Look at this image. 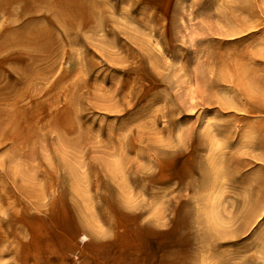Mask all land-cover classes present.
<instances>
[{"label": "rangeland", "instance_id": "1", "mask_svg": "<svg viewBox=\"0 0 264 264\" xmlns=\"http://www.w3.org/2000/svg\"><path fill=\"white\" fill-rule=\"evenodd\" d=\"M92 1L38 13L41 39L0 49V264L64 250L107 194L148 229L143 264H264L244 181L264 177V0ZM85 234L66 264L99 255Z\"/></svg>", "mask_w": 264, "mask_h": 264}, {"label": "bare ground", "instance_id": "2", "mask_svg": "<svg viewBox=\"0 0 264 264\" xmlns=\"http://www.w3.org/2000/svg\"><path fill=\"white\" fill-rule=\"evenodd\" d=\"M62 1L63 0H56V2H55V0H0V16H4V18L8 19L7 22L9 24V27H11V29L8 30V34H6L4 36L2 35L0 37V49H5L9 45L10 46L16 45V46H22V47L28 46V45H32L33 46L35 44L34 41H36L37 37L38 38L40 37L39 33L38 32L36 33V31L38 30V28H36L37 27L36 24H38L39 22H42V20L36 19L37 17L35 15H37L38 13H40V14L41 13H53V11H55V13H53L54 14L53 15L54 18H56L57 20L61 19L65 13H69L70 12V8L68 6H66V5H63L61 7L59 6V5L62 4ZM105 1L103 0V3ZM93 4H94L93 6L97 7L96 8L97 12H101V13L104 12V10H105L104 7L105 6L103 7L99 1H98V5H97V2L96 3L93 2ZM82 8H83L82 11H80L79 13H91V12H89L88 8L86 7L85 1H84V4H83ZM79 9H80V7H79ZM76 10L77 9H74V11H71V12H75ZM94 11H95V9H94ZM29 16H30V18L28 20H25ZM21 18H23L24 21H22L20 24L16 25L15 24L16 21L20 20ZM56 19H53V20H56ZM68 20L70 21V19H68ZM36 22H38V23H36ZM61 24L64 25V23H62V22H61ZM65 30H67V29H65ZM78 30H79V28H78ZM84 30L85 29H83V31ZM70 31H72V30H69V32ZM89 32H90V28H89ZM47 33H50V32H47ZM84 33H86V31ZM73 34H74V32H73ZM43 36H44V32H43ZM53 36H54V34L52 35V37ZM75 36H77V33L75 34ZM41 37H40V39H41ZM75 38H77V37H75ZM74 41H76V39ZM42 42L45 43V40H43ZM41 44H43V43H41ZM42 47H40V48H42ZM21 72H22V70H21ZM0 89L2 90V88H0ZM30 171H34V170L31 169ZM84 172H85V170H84ZM35 173H34V175L37 174V173L36 174ZM252 174H250V175H252ZM259 174H260V172H259ZM256 175H257V173L255 174V176ZM255 176L253 175V177L251 176L252 178H246V179H244V181H246L245 182L246 184H249L248 186L251 185L250 194H249L250 195V197H249L250 199L249 200L252 201V205H254L255 209H257V208H259V207L264 205V177L262 176L263 178H261V176L259 177V175H257L258 177H255ZM53 183L55 184V181ZM53 183L52 182L51 183L48 182L47 185H51ZM42 186H43V184H42ZM48 187L50 188V186H47V188ZM53 187H56V185L55 186L53 185L51 188H53ZM139 187H141V184H140ZM22 191H23V189H22ZM20 192H18V193H20ZM45 192L46 191H44V193ZM32 193L33 192H31L30 196L32 195ZM47 193H48V190H47ZM106 197L107 198H104V199H106L104 206H102V207L101 206L100 207H94L95 211H96L95 215L94 214H89L88 215L87 214L88 211L87 212L85 211L86 214L88 215V222H86L85 219L83 221H82V219L80 221L78 220L79 222H77V223L76 222H74V223L71 222L72 224L69 225L70 227L68 228L67 233L64 234V236L62 237L61 242H60V245H61V247L64 248V250L60 249V251L56 252V253H54V252L52 253L51 251H49L47 253H44V255H42L40 257L37 256L36 259L39 260V261H35V262L33 261L34 264H38V262L40 264L41 263L42 264H66L64 261H66L65 259H67V255L69 253H71L72 249L74 250L75 247H76L74 242H73V239H75V235L79 231H84L86 233L85 234L86 236L84 237V238H86V240H88V243H87V246H86V248H87L86 250H91V251L97 252V253L100 252L98 256H93L92 254H87L86 259L84 261V264H143V261L146 260V259H142L141 260L139 258L138 253H139V251L141 252V250L134 251L135 249H137V248H135L134 242L137 240L138 244H139L142 241L143 236H145L144 233L147 232L148 229H145V228H141L140 229V224H138V221L136 219H133V220L131 219L132 220L131 223L130 222L128 223L127 222L128 218L125 216L126 213L124 212V209L121 207V205L119 203H117V201H115L114 199L109 197L108 194H107ZM18 199H15V200H18ZM246 200H247V198H246ZM173 208H170L169 210L173 211L174 210ZM91 219L99 220L102 223L101 226L104 225L106 227L104 232H102V230H100V231L93 230L95 224L93 225V228H91L92 226L91 227L89 226L90 224L89 225L87 224V223H89V221L92 222V223L94 222ZM171 223L176 224V219L174 218L171 221ZM100 228L104 229L103 227H100ZM98 230H99V228H98ZM150 230H151V228H150ZM106 232L108 233V235L110 233H111V236L113 235L112 237L114 239L111 242H108V243H100V242H98L97 243L95 241L96 242L95 243L94 241H92L93 239L91 237L95 238L96 235L102 234V233H106ZM101 236L100 237L103 238V235H101ZM112 237H111V239H112ZM155 246L158 247V243H156ZM140 247H141V245H140ZM84 253H83V255H81V254L79 255L80 259H82V260H84V256L86 255V253L85 254Z\"/></svg>", "mask_w": 264, "mask_h": 264}]
</instances>
